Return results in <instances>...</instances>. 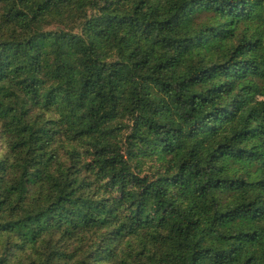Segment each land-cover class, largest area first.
I'll use <instances>...</instances> for the list:
<instances>
[{
	"label": "trees",
	"instance_id": "1",
	"mask_svg": "<svg viewBox=\"0 0 264 264\" xmlns=\"http://www.w3.org/2000/svg\"><path fill=\"white\" fill-rule=\"evenodd\" d=\"M0 264H264V0H0Z\"/></svg>",
	"mask_w": 264,
	"mask_h": 264
}]
</instances>
